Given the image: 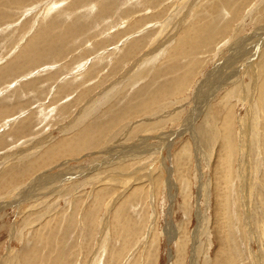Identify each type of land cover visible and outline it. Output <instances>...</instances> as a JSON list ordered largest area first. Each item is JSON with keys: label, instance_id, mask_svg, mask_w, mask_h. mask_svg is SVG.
Masks as SVG:
<instances>
[{"label": "rangeland", "instance_id": "374dc122", "mask_svg": "<svg viewBox=\"0 0 264 264\" xmlns=\"http://www.w3.org/2000/svg\"><path fill=\"white\" fill-rule=\"evenodd\" d=\"M0 264H264V0H0Z\"/></svg>", "mask_w": 264, "mask_h": 264}, {"label": "bare ground", "instance_id": "6f19581e", "mask_svg": "<svg viewBox=\"0 0 264 264\" xmlns=\"http://www.w3.org/2000/svg\"><path fill=\"white\" fill-rule=\"evenodd\" d=\"M193 4H194V3H193ZM179 7H180V6H179ZM176 10H179V9L177 8ZM189 10H190V9H189ZM189 12H190V11H189ZM174 14H175V13H174ZM186 15H187V14H186ZM186 15H185V16H186ZM182 18H183V17H182ZM187 19H188V18H187ZM187 19H186V20H187ZM186 20H185V17H184V21H186ZM179 23H180V22H179ZM182 23H183V22H182ZM207 28H208V27H207ZM186 30H188V29H186ZM199 33H200V32H199ZM186 36H187V35H186ZM191 44H192V42H191ZM228 44H229V43H228ZM173 46H174V45H173ZM176 46H177V45H176ZM234 47H235V46H234ZM185 48H186V46H185ZM149 51H150V50H149ZM175 51H176V50H175ZM196 51H197V50H196ZM150 52H151V51H150ZM146 54H147V53H146ZM148 54H149V53H148ZM149 55H150V54H149ZM244 58H245V57H244ZM140 59H141V58H140ZM138 64H140V63H138ZM138 64H136V65H138ZM134 65H135V64H134ZM138 66H140V65H138ZM129 69H130V68H129ZM134 69H135V68H134ZM210 87H211V86H210ZM210 87H209V88H210ZM104 95H105V94H104ZM260 102H261V101H260ZM90 104H91V103H90ZM83 111L85 112V109H82V108H81V109H79L78 113H79V112L82 113ZM86 112H87V111H86ZM259 113H260V112H259ZM78 116H79V115H78ZM78 116H77V118H78ZM149 120H150V119H149ZM47 139H48V138H47ZM112 140H113V139H112ZM40 143H42V141H41ZM110 143H111V142H110ZM62 144H63V143H62ZM43 145H44V144H43ZM122 145H123V144H122ZM122 145H121V146H122ZM62 146H64V145H62ZM109 146H111V145H109ZM116 146H117V145H116ZM140 146H141V145H140ZM81 147H82V146H81ZM72 148H73V147H72ZM72 148H71V149H72ZM81 149H82V148H81ZM110 149H111V148H110ZM116 149H117V148H116ZM121 149H122V148H121ZM140 149H141V148H140ZM102 150H103V149H102ZM119 150H120V149H119ZM67 152H68V151H67ZM70 152H71V151H70ZM93 169H94V168H93ZM28 173H29V172H28ZM28 173H27V174H28ZM66 174H67V173H66ZM66 174H64V175H66ZM28 175H29V174H28ZM41 176H42V175L36 177L35 179H37V178H39V177H41ZM99 177H100V176H99ZM29 178H30V177H29ZM139 178H140V177H139ZM32 179H33V178H32ZM35 179H34V180H35ZM41 179H42V178H39L37 181H35V182H34V185H36V182L40 181ZM30 184H31V183H30ZM30 184H29V185H30ZM34 187H35V186H34ZM24 189H25V188H24ZM30 190H31V189H30ZM22 191H23V190H22ZM19 195H20V194H19ZM120 196H121V195H120ZM21 198H22V197H21ZM17 200H19V198H18ZM115 200H116V199H115ZM21 201H22V200H21ZM18 202H19V201H18ZM114 202H115V201H114ZM114 202H113V204H114ZM115 203H116V202H115ZM110 205H111V204H110ZM114 205H115V204H114ZM77 209H78V208H77ZM109 209H110V208H109ZM110 216H111V213H110ZM107 218H108V217H107ZM108 219H109V218H108ZM108 223H109V222H108ZM101 235H102V234H101ZM56 263H58V262H56Z\"/></svg>", "mask_w": 264, "mask_h": 264}]
</instances>
